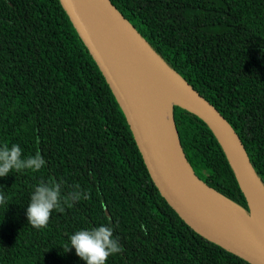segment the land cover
Instances as JSON below:
<instances>
[{
  "label": "trees",
  "instance_id": "trees-1",
  "mask_svg": "<svg viewBox=\"0 0 264 264\" xmlns=\"http://www.w3.org/2000/svg\"><path fill=\"white\" fill-rule=\"evenodd\" d=\"M152 48L232 125L264 184V0H111ZM199 178L247 208L220 145L174 105ZM39 153L38 172L0 177V264H84L69 234L110 223L123 251L107 264H250L193 231L152 183L124 114L58 0H0V145ZM41 181L88 193L35 228Z\"/></svg>",
  "mask_w": 264,
  "mask_h": 264
},
{
  "label": "water",
  "instance_id": "water-1",
  "mask_svg": "<svg viewBox=\"0 0 264 264\" xmlns=\"http://www.w3.org/2000/svg\"><path fill=\"white\" fill-rule=\"evenodd\" d=\"M122 110L149 177L193 231L250 264H264V184L244 144L224 116L174 70L111 0H58ZM169 82L172 134L164 129L149 80ZM159 75V76H158ZM199 117L220 145L247 208L199 178L176 130L173 106ZM235 206L244 222L233 212Z\"/></svg>",
  "mask_w": 264,
  "mask_h": 264
},
{
  "label": "clouds",
  "instance_id": "clouds-1",
  "mask_svg": "<svg viewBox=\"0 0 264 264\" xmlns=\"http://www.w3.org/2000/svg\"><path fill=\"white\" fill-rule=\"evenodd\" d=\"M44 165L45 160L39 153L25 156L17 143L0 145V177L6 176L10 171L38 172ZM87 198L88 193L79 184L72 185V189L65 194L60 182L41 181L31 192L25 208L27 222L35 228L45 227L53 210L63 211L62 204L67 205ZM8 204L6 196L0 192V207L6 210ZM113 232L110 223L77 229L69 234L63 251L73 249L84 264H107L109 256L123 251Z\"/></svg>",
  "mask_w": 264,
  "mask_h": 264
},
{
  "label": "bare ground",
  "instance_id": "bare-ground-1",
  "mask_svg": "<svg viewBox=\"0 0 264 264\" xmlns=\"http://www.w3.org/2000/svg\"><path fill=\"white\" fill-rule=\"evenodd\" d=\"M152 73L150 80H149V87L151 90V95L153 97V102L156 106L158 115L160 119L162 120V124L164 125V129L168 136L172 134V128L170 127V121L168 119V110L170 104L174 101L172 90L169 89V82L165 81L163 79V76H159V80L162 84V86H158L153 81V74ZM230 208L233 210V212L240 218L242 222H244L245 217L242 215V213L237 209L235 206L230 205ZM261 215L264 216V197L262 198V207H261Z\"/></svg>",
  "mask_w": 264,
  "mask_h": 264
}]
</instances>
